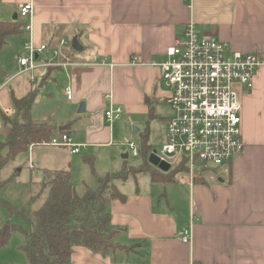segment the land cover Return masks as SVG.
Listing matches in <instances>:
<instances>
[{"label":"crops","instance_id":"obj_1","mask_svg":"<svg viewBox=\"0 0 264 264\" xmlns=\"http://www.w3.org/2000/svg\"><path fill=\"white\" fill-rule=\"evenodd\" d=\"M26 3L34 5L32 43L37 48L47 46L44 61L53 58L56 47L62 48L68 34L78 39L82 50L62 49L65 58L59 60L68 61L66 68H41L40 75L23 72L10 83L12 78L0 83V133L2 114L16 115L13 99L34 93L31 119L38 115L41 121L34 122H51L54 137L66 133L67 127L75 142L87 148L113 146L118 125L106 122V110L111 103L121 106L124 128L136 122L138 114L159 117L157 108L167 104L170 91L162 89L161 70L150 64L165 55L190 24L235 51L264 57V0H0V22L20 21L19 8ZM19 35L24 43L30 40L25 31ZM58 93L64 104H53L54 109L42 115L35 111L36 102L40 105L52 98L51 104ZM238 93L245 148L220 170L224 176H217L219 169H204L193 182L181 184L180 175L162 183L142 172L149 181L119 189L125 199L108 207L116 232L113 242L134 249L103 256L79 246L71 264H264V67L252 90L238 88ZM168 119L164 118L165 124ZM38 146L43 145H32L29 151ZM10 164L7 177L13 172L19 177L20 167ZM35 165L29 166L30 172L38 171ZM6 185L1 184L0 190ZM179 202L183 210L178 209ZM190 224L192 242L185 245L179 233Z\"/></svg>","mask_w":264,"mask_h":264},{"label":"built area","instance_id":"obj_2","mask_svg":"<svg viewBox=\"0 0 264 264\" xmlns=\"http://www.w3.org/2000/svg\"><path fill=\"white\" fill-rule=\"evenodd\" d=\"M33 15L32 3L20 6L19 18L30 36L24 44L25 55L20 57L23 72L68 67V61L59 60L65 58L60 48L53 50L52 59L39 61V55L47 50V46L37 48L32 43ZM65 45L62 40L61 47ZM133 61L139 63L136 58ZM150 66L159 68L163 80L170 86L171 93L166 102L173 110L166 123L161 156L157 157L168 163L171 169L184 165V174L179 177L181 184L185 180L193 182L199 169H222L243 153V107L238 88L252 90L255 77L264 67V57L235 51L216 37L198 34L195 25L190 24L165 55L152 61ZM66 95L68 99L72 98L70 89L66 90ZM122 115L123 108L111 103L105 112L106 122L112 126ZM41 145L68 149L72 155L87 148L76 143L68 133ZM129 145L132 155L139 156L135 143ZM192 235V224L183 227L179 233L185 245L192 242Z\"/></svg>","mask_w":264,"mask_h":264},{"label":"trees","instance_id":"obj_3","mask_svg":"<svg viewBox=\"0 0 264 264\" xmlns=\"http://www.w3.org/2000/svg\"><path fill=\"white\" fill-rule=\"evenodd\" d=\"M24 32V24L17 21L0 22V53L7 46V38ZM36 95L30 93L23 99H13L18 122L10 123L2 114V121L11 124V131L4 140V148H0V176L2 170L16 157L26 154L30 146L39 145L54 137L51 122L36 123L31 119V110ZM67 127L63 130L67 133ZM143 146L148 151L149 134L142 137ZM7 150V151H5ZM5 151V153H4ZM86 162L94 168L92 158ZM130 169L125 168L114 176L98 177L96 190L88 189L84 195L78 194L72 182L69 170H47L43 180L38 183L37 194L31 201L36 205L32 212L18 210L12 204L2 201L11 218L21 222L17 225L7 221L0 225V251L9 245L13 234L23 236L20 250L25 254L28 264H71L75 247H84L93 253L107 256L117 250L131 251L134 247H120L113 242L116 232L111 229L109 205L116 200H124L125 196L113 184L122 178ZM134 174L148 172L154 182L168 183L179 175L177 169L169 171L166 180L163 172L146 163ZM131 175V174H130ZM17 173L12 174L3 184L16 181ZM197 176L195 177V180ZM163 180V181H162Z\"/></svg>","mask_w":264,"mask_h":264},{"label":"rangeland","instance_id":"obj_4","mask_svg":"<svg viewBox=\"0 0 264 264\" xmlns=\"http://www.w3.org/2000/svg\"><path fill=\"white\" fill-rule=\"evenodd\" d=\"M20 23H24L22 20ZM26 32V31H25ZM198 34H204L202 29L196 28ZM20 35L14 36L7 41L8 46L0 53V83H4L14 77L16 74H22L23 70L20 71V57L24 56V38L22 40ZM73 35H66V45L60 48V50L65 49L67 52L75 53L72 49ZM12 41V42H11ZM58 46V43L57 45ZM55 49H59V46ZM53 52V51H52ZM46 51L39 55V59L44 61L46 58ZM77 54V52H76ZM41 69L34 71V74L40 75ZM4 74L7 77L3 78ZM15 78H12L9 83ZM165 82V81H164ZM41 85V83L39 84ZM9 85L7 89H9ZM162 89L165 91H170V86L165 82L162 85ZM52 98L48 102L38 105L36 102L34 109L36 112H40L42 115L51 109H54L53 104L61 102L64 104L63 96L58 93L55 94L53 99L55 102L50 104ZM124 111V109H123ZM159 117H150V115H140L136 116V122L130 123L126 128L122 126L125 121L124 115L122 119L116 121L114 124L118 125L116 127V139L115 144L111 147H98V148H83L80 154L76 156H71L68 149L56 148V147H43L38 146L33 151H29L26 154H21L16 157L13 164L19 166L22 170L18 179L13 183L7 184L2 190H0V200L9 202L18 210L26 209L28 212L35 210L36 205L31 201L32 197L37 194V186L41 181L44 170H69L71 173L72 182L76 188V191L80 195H84L88 189L96 190L98 187L97 178L104 177L108 174L114 176L117 173L122 172L125 168L127 170L122 178L128 176L125 180L116 179L113 184L120 190H127L130 187H135L136 182L141 183L149 181V175L147 173H140L136 176H129L134 174L137 170H132L138 168L146 163H149V157L151 154L161 156L162 147L165 144L166 137V124L164 118H170L173 115V110L169 104L161 103L157 108ZM17 113V112H16ZM33 120H39L38 115H33ZM51 116V115H50ZM20 115H14L12 117H6L9 122L16 123L20 119ZM8 121H6L7 123ZM4 124L3 130L0 133V148H4V140L11 131V124ZM138 130L139 132H135ZM149 134V145L150 149L146 151L143 146L142 137ZM61 135L56 136L59 138ZM134 142L136 148L139 152V156L134 157L130 149V143ZM41 145V144H40ZM31 149V148H30ZM29 149V150H30ZM5 153V151H4ZM127 156V158H125ZM88 158H92L94 162V168L92 169L90 165L86 162ZM35 162L33 164V162ZM37 162V163H36ZM38 165L37 172H30L29 166L35 168ZM13 165L8 164L3 170L2 182L7 179V175L11 174ZM156 168V167H155ZM181 177L185 171L184 165L180 164L176 167ZM204 169H199L196 176H200ZM215 170V169H213ZM218 170V169H217ZM223 169L217 171V176H224ZM16 172L12 174L15 175ZM223 173V174H222ZM212 175V174H211ZM211 177V176H209ZM208 177V178H209ZM31 178V180H30ZM129 179V180H128ZM3 184L0 182V185ZM165 196L161 198L162 202H165ZM181 199V198H180ZM169 202V200L167 199ZM181 204V202H179ZM179 210H183L182 204L178 207ZM7 221H11L14 224H21V222L15 218H11L8 211L4 206L0 204V225L5 224ZM23 243V236L16 233L13 234L9 245L0 253V264H28L25 254L20 250V246Z\"/></svg>","mask_w":264,"mask_h":264},{"label":"water","instance_id":"obj_5","mask_svg":"<svg viewBox=\"0 0 264 264\" xmlns=\"http://www.w3.org/2000/svg\"><path fill=\"white\" fill-rule=\"evenodd\" d=\"M14 19L16 20L17 17H14ZM72 48L77 52H80L82 50V47L79 44V41L77 38L73 39ZM81 110L80 112L84 113V104L81 105ZM135 132L137 133L138 130H135ZM125 158H127V156H125ZM149 163L151 166L156 167L158 170L162 171L163 173H167L171 170V166L168 163L161 162L160 159L154 154L150 155Z\"/></svg>","mask_w":264,"mask_h":264}]
</instances>
